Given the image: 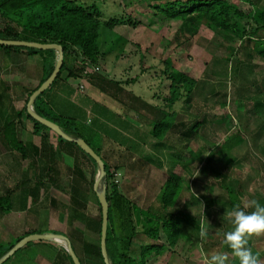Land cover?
Returning a JSON list of instances; mask_svg holds the SVG:
<instances>
[{"label":"rangeland","instance_id":"obj_1","mask_svg":"<svg viewBox=\"0 0 264 264\" xmlns=\"http://www.w3.org/2000/svg\"><path fill=\"white\" fill-rule=\"evenodd\" d=\"M94 2L103 13V19L110 17L127 19L130 16L131 19L141 22L136 27L119 24L113 30L103 29L100 40L101 58L97 64L88 63L89 71L93 70L115 80H125L133 91L146 99L151 98L150 91L154 93L159 89L160 93H166L167 82L161 74L165 68L163 61L166 59H170L178 70L202 81L201 85L205 84L197 90L190 104L180 102L174 106V110L179 114L178 121L188 128L205 117L207 122L202 124L194 138L180 139V132L172 133L171 138L169 137L170 146L157 156L158 154L150 147L154 139L148 133V127L144 126L146 133L144 143L137 148L126 150L118 146L116 159L122 166L118 170L112 169L120 192L130 204L134 203L141 209L152 207L162 211L161 186L170 170L167 153L170 150L171 152L177 150L179 153V150L183 149L182 159L176 160L178 165L175 171L182 175L185 182L178 206L184 211V205L188 203L184 211L188 222L183 221V230L177 244L169 246L163 233L157 241L148 239L143 232L144 227L140 224L135 225V215H123L122 210L116 206L114 219L117 231L120 235H130L135 226L136 234L131 239L130 249L133 255H137L140 248L146 244L162 243L166 246L162 253H152L148 256L147 264H209L207 251L211 254L223 253L230 258L229 264H239L224 242V234L232 229V225L226 219H222L226 211H231L229 207L223 208L222 203L228 191L239 193L242 207L253 199L264 203V57L259 56L257 50H252V43L244 45L241 50V42L238 39H229L202 23L199 24L196 34L191 37L188 33H180L182 21L168 19L151 10L149 3H152V0L83 1L86 4ZM253 2L258 8H264V0ZM236 3L245 12L253 9V5L248 2L236 0ZM0 23L3 24L2 21ZM115 34L120 35L123 40L111 49L113 40L116 39ZM233 47L241 50L236 56L239 62L234 61L235 57L232 62L225 65L221 57L227 56L229 49ZM20 51H23L22 54L16 58L13 56L12 59L0 60V68L27 72L34 76L32 84L10 82L14 86L15 101L22 102L25 107L29 92L39 84L37 67L40 61L42 63L43 57L38 54L33 60L26 50ZM248 51L251 57L246 55ZM141 56L143 63L140 62ZM82 58L79 56V59ZM36 59L39 62H36ZM235 65L240 67L245 65L243 74L245 78L237 72ZM250 67L251 72L248 70ZM210 87L213 88L212 93ZM21 89L25 92L21 93ZM0 90L1 98L3 97L1 84ZM154 102L155 100H152V103ZM156 103L162 104L158 100ZM254 103L255 112L252 113L249 109ZM143 120L140 122L142 126ZM46 132L50 138L56 137L55 131L50 129ZM235 132H239L243 137L242 144L235 146L229 153L215 154L210 159L214 148ZM17 160H21L20 154L4 145L0 139L1 195L7 190H13L15 180L19 179ZM88 163L91 169L92 165L89 161ZM94 167L92 166L96 176L94 178L90 176L92 184L99 174V169ZM102 184L100 182L98 192L102 190ZM40 191V202L33 206L34 212L32 208L30 213L19 210L16 208L17 205H12L9 213L3 214L0 211V243L8 242L9 239L15 240V236L41 226L43 228L52 226L56 228L54 230L68 234L69 217L73 206L69 192L55 187ZM89 193L86 207L79 212L85 213V217L99 218L95 196L92 191ZM196 200H200V203ZM197 222L199 228L196 226ZM73 226L84 231V241L93 239L92 234L88 233L80 221L76 220ZM201 228L207 230V235L203 239L199 237ZM94 239L98 241V235L94 234ZM47 241L49 247L33 243L32 247L24 248L21 255L19 251L15 255L16 258L12 256L14 260L10 259L4 264H51L56 252L66 249L59 242ZM75 242L79 244L77 239ZM62 243L65 242L62 240ZM249 246L254 253H259L264 262V234L252 236L249 239ZM82 256L86 262L92 260V257L84 253Z\"/></svg>","mask_w":264,"mask_h":264},{"label":"trees","instance_id":"obj_2","mask_svg":"<svg viewBox=\"0 0 264 264\" xmlns=\"http://www.w3.org/2000/svg\"><path fill=\"white\" fill-rule=\"evenodd\" d=\"M152 1V3H149L151 10L153 9L155 12L168 19H179L182 21V25L179 28V32L182 34L188 33L190 37L193 36L197 32L199 24L202 23L213 30L219 31L229 39H238L241 42V50H243L242 47L244 45H250L252 43V50H257L259 56L264 57V8H258L253 0H241L242 2H248L253 5V9L249 12L243 11L236 3V0L235 2H231L230 0ZM103 16V13L99 10L95 2L86 4L78 0H2L0 2V21H2L3 24L0 26V38L25 40L37 43H56L61 45L63 49V63L53 83L63 74H66V77L74 78H90L96 75L95 77H99L97 78V83L102 87L106 83L109 85L110 82L117 85L120 81L112 78L106 79L105 76H102L100 73L94 72L93 70L89 71L88 63L89 65L97 64L101 58L100 40L103 29L113 30V28L119 24H128L136 27L141 21L133 20L130 16L127 19H123V17L103 19ZM17 27H19V29H17ZM115 36L116 39L113 40L111 49H113L118 42L123 40L120 35L115 34ZM175 37L177 36L175 35ZM0 48L7 51H20L24 49L30 55L39 54L43 57V76L38 86L29 92L23 110L26 113V118L33 125V133L41 135L44 144H46L48 138L46 130H50V128L37 121L28 113L27 103L33 91H35L53 72L57 51L52 48L38 49L34 47L11 45H0ZM240 48H230L228 55L221 57L225 65H228L239 53H241ZM246 55L251 57L249 51ZM79 56L83 58L79 59ZM142 60L143 57L141 56L140 62L143 63ZM237 60L236 57L234 61L237 62ZM163 64L165 68L162 70L161 74L163 79L167 82V91L166 93H160V91L157 90L158 100L162 104H160V107H154L157 111L151 124L152 135L159 141L160 146H164L167 143L169 144V137L172 136V133L180 132V139H184L185 137L194 138L199 128L202 127V124L207 122L204 117L202 121H196L192 127L188 128L184 123L177 121L179 114L174 110V106L180 102L190 104L197 90L205 84L201 85L202 81L175 68L170 59L164 60ZM235 66L237 72L245 78L243 75L245 74V65L241 67L238 65ZM250 68L251 69L248 68V70L251 72L252 67ZM100 81L103 83H100ZM50 87L36 97L33 103L35 113L56 123L72 138H82L91 146L75 119L55 113L50 106L46 104L43 97ZM82 88L83 86H81V89ZM209 90L211 93L213 92L212 87H210ZM145 106L148 108L151 105L146 103ZM252 108L249 109V111L254 113L255 103ZM21 114V112L17 114L19 118ZM222 121L224 122L223 119ZM15 130L16 126L14 121L9 120L1 130L2 142L7 147L20 153L21 158L24 159L26 157L27 147L31 145V143H23L18 138ZM56 141V148L58 150L68 153L76 150L77 153L81 154L82 158L88 159L98 168L96 161L76 142L66 140L57 134ZM243 141L244 139L240 136L239 132L228 135L221 145H217L214 148L215 151H212L213 154L211 153L210 159H212L215 154L224 155L225 152L229 153L235 146L241 145ZM93 149L102 158L105 166V175L102 178V183L106 186L105 197L108 202L106 250L109 262L110 264H147L148 256L152 253H162L166 246L162 243L146 244L140 248L137 255H133L130 249L132 243L131 239L136 234L135 226L132 228V233L130 235H120L115 225L114 208L117 206L122 210L123 215H135V225L140 224L144 227L143 232L148 239L157 241L161 233H163L168 245L171 247L175 246L183 230V221L188 222L184 212L186 205H184V211L178 206L179 197L185 184L184 179L181 174L175 171V165H170L168 177L163 184L160 195L162 211L155 210L152 207L141 209L135 204H130L129 200L120 192L119 185L115 182L114 173L112 172V169L118 170V167L114 166V168H112L113 166L108 164L98 149ZM182 151L183 149L179 150L178 153L176 150L174 156H176L178 160L182 159ZM227 161H229V159ZM80 162V158L75 155V164H80ZM48 175L51 176L50 174ZM91 189L95 195L92 185ZM240 200V195L237 191H228L227 197L222 203V207H229L231 210L238 205L242 207ZM196 202L200 203V200H196ZM96 203L99 208V218L95 217L92 219L88 216L85 217V213L83 214L82 212V214H80L79 207L75 206V209H71L72 214L69 217L70 231L68 234L56 230L51 231L52 233L63 234L70 240L81 264H105L100 246L102 211L97 197ZM212 203H214V201ZM22 204H24L23 207H25L24 198L22 199ZM12 205L13 202L10 191L0 196V211L3 214L9 213L12 209ZM85 207L86 204L80 205V209H84ZM248 210L250 211V209ZM76 220L80 221L85 226L89 234H92V240L87 239L84 241V231L73 226ZM129 220V223H131V218ZM196 226L199 228L198 222ZM32 232L42 233L39 230H33ZM27 234H30V232L10 242L0 243V258H2L18 240ZM94 234L96 236L98 235V241H95ZM75 239L79 241V244L75 242ZM19 251L20 250L17 252ZM207 252L209 258L214 255L209 251ZM83 253L88 257H92V260L86 262L85 259L82 258ZM11 258L12 257L8 258L4 263L8 262ZM229 260L230 258L227 257L226 264L230 263L228 262ZM51 264L74 263L68 252L62 249V252H56Z\"/></svg>","mask_w":264,"mask_h":264},{"label":"crops","instance_id":"obj_3","mask_svg":"<svg viewBox=\"0 0 264 264\" xmlns=\"http://www.w3.org/2000/svg\"><path fill=\"white\" fill-rule=\"evenodd\" d=\"M78 1L83 2L87 0ZM0 26H2L1 23ZM21 52L23 51H7L0 48V60H3V58L12 59L13 56L16 58L22 54ZM30 56L35 60V56H38V54ZM36 62L39 61L36 59ZM40 62L37 67V79H39V82L43 76V63ZM95 76L90 78H74L66 77V74H63L51 85L43 99L55 113L75 119L91 146L98 149L113 168L117 166L118 169H121L120 166H122L119 164L118 159H116L117 148L122 147L125 150L134 149L144 143V135L146 134L144 126L148 127V133L154 139L150 146L151 149L158 154H156L157 156L163 153L162 151H165V148L167 149L170 144L167 143L164 146H160L159 141L152 135L151 125L157 111L154 107H160V104L156 103L158 100L156 92L158 91L154 93L150 91L151 98L146 99L133 91L134 89H131V86L125 80H120V83L117 85L111 82L109 85L106 83L102 87L97 83V78L99 77ZM33 78L34 76L27 74V72L22 73L14 69L0 68V84L3 90V97L0 98V130H2L9 120H12L16 126L15 132L18 138L23 143H31L27 147L24 159L21 158V154L19 153L21 159L20 161L17 160L19 164L17 171L20 173L19 179L15 180L14 189L7 190L6 192L10 191L13 205H17L16 208L30 213V208L34 212L33 206L40 202V189L55 187L68 191L71 203L73 204L72 208L75 209V206L78 205L80 210V205L86 204L89 200V192L92 191L91 185L94 187L95 181L92 184L90 176H94L95 172L93 171L95 167L88 159L82 158L81 154L77 153L76 150L70 153L58 150L56 148V137L50 138L48 135L46 144H44L41 135L33 133V125L26 118V113L23 110L24 105H22V102L15 101L16 96L14 97L13 95L14 86L10 84V82H20L23 84L30 82L32 84ZM105 78L111 79L106 76ZM81 86H83L82 89ZM24 92L25 90L21 89V93ZM152 100H155V102L152 103ZM146 103L151 106L147 108L145 106ZM19 112L22 113L20 118L17 115ZM142 120L144 121L143 126L140 123ZM117 137L119 138L115 139ZM0 139L2 138L0 137ZM175 153L176 151L171 152L170 150L167 154L169 165L174 164L176 167L178 165L176 160L178 159L174 156ZM75 155L80 158V164H75ZM87 160L94 167L92 168L91 166L92 170ZM86 162L88 166H86ZM162 187L163 185L161 186V192ZM0 196L2 195L0 194ZM94 196L97 197L96 193ZM23 198L25 199V207L22 204ZM54 229L56 228H52V226L46 228L41 226L33 228L30 233H33V230H41L42 233H45L51 232ZM22 235L15 237L17 238ZM33 243L49 247L47 245L48 241H31L20 249V255L23 253L24 248L32 247ZM16 254L12 256L16 258ZM14 258H11V260H14Z\"/></svg>","mask_w":264,"mask_h":264},{"label":"water","instance_id":"obj_4","mask_svg":"<svg viewBox=\"0 0 264 264\" xmlns=\"http://www.w3.org/2000/svg\"><path fill=\"white\" fill-rule=\"evenodd\" d=\"M0 45L3 46H23V47H34L38 49H48L52 48L57 51L56 63L53 72L50 76L30 95L28 103H27V111L28 113L35 118L37 121L43 123L51 130L55 131V133L62 138L76 142L89 156H91L97 163L99 168V174L94 183V190L96 192L101 211H102V223H101V238H100V246H101V253L104 259L105 264H110L107 250H106V234H107V225H108V202L105 197V189L106 186L102 184V190L98 192L100 182H102V178L105 175V166L104 161L102 158L96 153V151L82 138L74 139L68 134H66L56 123L43 118L37 115L33 108V103L36 97L44 92L48 87H50L57 77L63 63V49L61 45L56 43H37L25 40H12V39H1L0 38ZM36 240H51L54 242H59L61 246H63L68 254L71 256L72 261L74 264H81L78 256L76 255L70 240L63 234H56L52 232H45V233H30L20 240H18L13 247L2 257L0 258V264H3L8 258H10L13 254H15L20 248L25 246L26 244L30 243L31 241ZM62 240L65 243H62Z\"/></svg>","mask_w":264,"mask_h":264},{"label":"clouds","instance_id":"obj_5","mask_svg":"<svg viewBox=\"0 0 264 264\" xmlns=\"http://www.w3.org/2000/svg\"><path fill=\"white\" fill-rule=\"evenodd\" d=\"M222 219H226L232 225V229L224 234V242L239 264H264L259 253H254L249 246V239L252 236L264 234V203L253 199L243 207L238 205L231 211H226ZM206 235L207 230L201 228L199 237L203 239ZM226 261L227 256L218 253L210 257L209 264H226Z\"/></svg>","mask_w":264,"mask_h":264}]
</instances>
